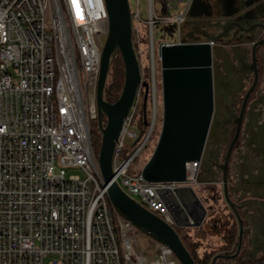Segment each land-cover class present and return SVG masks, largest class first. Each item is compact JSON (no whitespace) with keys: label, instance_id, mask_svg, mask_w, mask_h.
<instances>
[{"label":"built area","instance_id":"1","mask_svg":"<svg viewBox=\"0 0 264 264\" xmlns=\"http://www.w3.org/2000/svg\"><path fill=\"white\" fill-rule=\"evenodd\" d=\"M149 1L145 24L154 67L155 25H180L190 4L181 15L161 18ZM171 9L165 1V12ZM131 23L145 81L138 10H131ZM109 26L104 0H0V264H180L165 245L158 243V256L151 259L135 244L138 229L117 213L103 186L92 121L98 119L100 37L107 38ZM150 85L155 103V68ZM143 90L115 141L114 181L174 225L158 190L200 185V160L187 165L183 183L144 180L138 159L158 123L154 111L147 126L143 118L141 133L133 128Z\"/></svg>","mask_w":264,"mask_h":264},{"label":"water","instance_id":"2","mask_svg":"<svg viewBox=\"0 0 264 264\" xmlns=\"http://www.w3.org/2000/svg\"><path fill=\"white\" fill-rule=\"evenodd\" d=\"M104 1L110 26L102 50L96 90L98 120L102 134L98 163L103 178V186L107 188L109 201L117 213L131 221L138 230L157 243L169 247L180 264H197L177 230L207 227L205 221L211 214H209L194 187H178L174 192L168 193L158 190L160 198L168 205L174 223V225H170L132 199L114 181L113 153L115 141L140 86L145 89L143 111L145 126L148 125L147 101L151 85L142 81L140 66L134 51L129 1ZM210 9L204 0H192L187 16L195 18L204 15ZM263 43L264 41L260 42V44ZM116 53L121 56L125 68V80L119 99L114 103H109L105 100L104 94L110 74L111 61ZM214 55L215 52L210 42L180 39L175 43L163 42L159 44L162 122L154 151L141 171V175L147 183H183L186 181L187 165L190 162L201 160L204 156L205 146L210 138L216 115ZM248 96L237 119V132L229 147L223 166L225 182H227L226 173L231 151L241 131ZM104 115L107 118L106 124H103ZM225 188L228 205L234 212L240 227L237 240L239 253L242 245L244 220L250 215L249 213L241 215V211L246 209L245 200H239L240 203L232 202L228 196L227 185ZM253 223L255 221H252ZM238 253L231 256L216 255L211 264H216L219 258H235Z\"/></svg>","mask_w":264,"mask_h":264},{"label":"flooded vegetation","instance_id":"3","mask_svg":"<svg viewBox=\"0 0 264 264\" xmlns=\"http://www.w3.org/2000/svg\"><path fill=\"white\" fill-rule=\"evenodd\" d=\"M191 1L188 0L187 4H191ZM204 2L210 6V11L195 18L186 16L178 25L177 41L180 39L193 41L190 38H199V41L212 44L215 52L213 57L215 98L222 91L219 89L220 78L236 76L239 79V88L230 93L236 101L225 119L224 141L219 146L213 147L210 145L209 138L205 146V154L200 160V178L202 179L205 159L209 155L210 163L207 171L209 178L200 180L210 190L219 185L225 195L226 185L227 191L229 188L238 187L237 183L241 175L238 165L247 154L245 152L246 117L252 106L258 107L264 114V43L260 44L264 41V0H204ZM247 96L241 131L231 151L226 173L227 182H225L223 166L229 147L235 138L238 128L237 119ZM238 210L240 212L239 208ZM232 213L235 216L233 211ZM243 252L245 254L241 247L239 253L236 248L229 254L240 255Z\"/></svg>","mask_w":264,"mask_h":264},{"label":"crops","instance_id":"4","mask_svg":"<svg viewBox=\"0 0 264 264\" xmlns=\"http://www.w3.org/2000/svg\"><path fill=\"white\" fill-rule=\"evenodd\" d=\"M219 81L221 83L219 89H222V91L221 93H218L216 97V115L210 134V145H212L213 147L219 146L224 141L223 129L225 126V119L227 118V114L231 111L236 101L234 98L231 97L230 93L239 88V79L236 76L230 78L222 77L219 79ZM245 123V129L247 134V145L245 152L247 154H245V156L243 157V161L238 165L241 173V175L239 176V181L237 183L238 187L229 188V191L227 192L229 198L234 203H240L239 200H245L244 202L246 209H243L241 211V215L243 213H249L250 215H248L249 217L244 220L245 224L243 227L244 231L241 247L245 251L244 262L245 264H262L264 262L260 263L257 261L253 263V261L258 260L259 257L264 258V114L260 111L258 107L255 108L252 106L251 110L249 111L246 117ZM209 163L210 158L209 155H207L202 173V181L207 180L209 178V175L207 173ZM202 181L201 184L198 185V189L195 187L194 189L196 190L200 198L201 194L199 190L201 188H204L203 191L207 192V198L209 199V201L203 202V200H201L208 209V212L209 214H211V216L206 218L205 224L207 225V227L202 226L198 228H192V231L198 230L199 228H203L204 231H206V233L210 236V238L214 236L217 239V243L215 245L217 247H220L223 244V240L220 238V235H223V232L222 230H219L215 235L213 233L214 231L210 229L211 222L208 224L207 221H211V219L215 218L216 221H219L221 217H223V215L225 214L228 218H230L227 222L228 227L231 226L234 222L236 223L238 236L240 232L239 223L233 215L228 205L226 195L223 194L222 189H219L217 186H214L212 191H208L207 188L201 186L205 184ZM222 205H225L227 207L219 211V207H221ZM252 221H255V223L252 224ZM198 240H200L201 243H204V240L202 238L198 237ZM210 248L212 249V245L207 246V248L202 246L201 250L199 251V254L202 255L203 252H208ZM217 255L227 254L220 253ZM235 258H219L217 261H228L230 259Z\"/></svg>","mask_w":264,"mask_h":264},{"label":"rangeland","instance_id":"5","mask_svg":"<svg viewBox=\"0 0 264 264\" xmlns=\"http://www.w3.org/2000/svg\"><path fill=\"white\" fill-rule=\"evenodd\" d=\"M129 1V5L130 8L132 10V12H136L137 10L140 13V16L142 18V29H143V33H144V45H143V59H144V76L145 77V81L148 82L149 84L151 83L152 79H153V68H155V81H156V85H155V91H156V96H155V103L153 101L152 98V94L150 92L149 97H148V101H147V117H149V120L152 119L153 117V113L154 111H156V116H157V128L150 140L149 146L148 148L144 151V153L142 154V156L138 159L142 160V162L144 163V165L146 164V162L149 160V158L151 157L154 148L156 146L157 140H158V136L160 134V130H161V122H162V97H161V92H162V88H161V65H160V61L158 58V46L160 43H175L177 42L178 39V26L176 24H168L165 22L156 24L154 29H153V35H154V47H155V66L153 67V64L149 61V54H150V49H151V30L150 28L145 24V21L149 18V5H150V1L149 0H128ZM166 2H169L172 6V9L170 10V12H165L164 10V4ZM188 0H153V7H154V11L155 14L161 18H164L166 16H177V15H181L184 13L185 7L187 5ZM106 37H100V43L103 46L106 42ZM193 39V41L198 40L199 38H190ZM120 68V67H119ZM125 71L124 66H121V70ZM112 77V74H109V78H108V83L110 82ZM107 83V84H108ZM145 91V90H143ZM143 94V92H142ZM90 97L91 100H94V93H93V89L90 90ZM156 105V107H155ZM143 107H144V101H143V96L140 95V104H139V111L136 114L135 120L133 122V128L135 130H137L139 133L142 132L143 129V118H144V113H143ZM107 118L104 115L103 116V124H106ZM92 130L95 132L99 133V136L97 135H93L94 138V142L96 141V139L99 137L102 141V134H101V130H100V125H99V120H93L92 121ZM101 134V135H100ZM101 147V146H100ZM99 151L100 148H96V152L99 155ZM70 173H77V171H71ZM201 177V176H200ZM201 179V178H200ZM205 188H207V190L209 191L210 189L208 188V186L206 184L201 185ZM219 189L220 186L216 185ZM195 188L198 189V186L196 185ZM204 188H201L199 190L200 194H201V199H204L205 202H208L209 199L207 198V192L203 191ZM206 190V189H205ZM212 191V190H210ZM206 204V203H205ZM225 205H222L221 207H219V211L224 209ZM232 211V210H231ZM216 219V218H215ZM230 218L227 217V215H223V217H221V219L218 221L219 222V227L222 230V232L224 233L228 227H225L223 225L226 224V222L229 221ZM208 224L211 221H207ZM180 232L181 237L183 238V240L185 241V243L188 246V243L190 241H198V243H200V248L199 251L201 250V247H206L212 245V249L210 248V250H208V252L210 251H214L217 250L219 247H217L215 244L217 243V239L213 236L212 238H210V236L206 233V231H204L203 228H199L198 230L192 231V228H181V229H177ZM219 230H215L213 233L216 235L217 232ZM196 232V233H195ZM194 234V235H192ZM219 234V233H218ZM135 236V244L138 245L140 248H142L145 252V254L151 258V259H156L158 256V243L153 240L152 238H150L149 236H147L146 234H144L143 232H141L140 230H137L134 233ZM194 236V237H193ZM199 238H202L204 241V243H201L200 240H198ZM223 235H220V238L222 239ZM194 238V239H192ZM220 242V239H219ZM204 253V252H203ZM220 264H236L234 259H230L228 261H221L219 262Z\"/></svg>","mask_w":264,"mask_h":264},{"label":"trees","instance_id":"6","mask_svg":"<svg viewBox=\"0 0 264 264\" xmlns=\"http://www.w3.org/2000/svg\"><path fill=\"white\" fill-rule=\"evenodd\" d=\"M121 66L123 67V62L121 59L120 54H118V56L114 59V61L112 62V67H111V80L110 82L107 84L106 89H105V100L109 103H114L116 102L122 92L123 86H124V80H125V71L121 70ZM120 67V68H119ZM148 114V111H147ZM149 118V117H148ZM92 134L93 135H97L99 136L98 132H95L92 130ZM101 135V134H100ZM93 142H94V138H93ZM95 148H100L101 146V139L98 137L96 139V141L94 142ZM204 202V199H202ZM225 227L227 226V222L225 225H223ZM236 223L234 222L231 226H229L227 228V230L223 233V244L214 251H210V252H204L202 255L199 254L198 248L200 247V243H198V241L194 242V241H190L188 243V250L191 252V254L193 255V257L195 258L197 264H211L213 258L220 253H224L227 255H230V251L231 250H236L237 248V240H238V230L236 228ZM210 229L212 231L215 230H221L219 227V222L216 221V219H211V227ZM234 250V251H235ZM236 264H245L244 262V252L241 253L240 255H238L235 259ZM222 261H227V260H222ZM264 262V258H259L256 261H253V263L255 262ZM216 264H220L219 261L216 262ZM227 264V263H225Z\"/></svg>","mask_w":264,"mask_h":264},{"label":"bare ground","instance_id":"7","mask_svg":"<svg viewBox=\"0 0 264 264\" xmlns=\"http://www.w3.org/2000/svg\"><path fill=\"white\" fill-rule=\"evenodd\" d=\"M253 73V72H252ZM250 74V73H249ZM260 77V76H259Z\"/></svg>","mask_w":264,"mask_h":264}]
</instances>
